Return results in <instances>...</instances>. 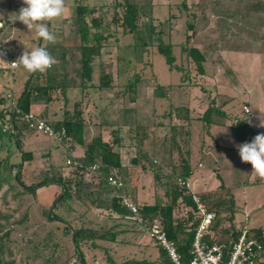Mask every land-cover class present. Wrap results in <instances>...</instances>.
<instances>
[{
  "label": "rangeland",
  "instance_id": "374dc122",
  "mask_svg": "<svg viewBox=\"0 0 264 264\" xmlns=\"http://www.w3.org/2000/svg\"><path fill=\"white\" fill-rule=\"evenodd\" d=\"M220 1L224 0H64L63 15L48 22L49 31L56 39L53 42L37 39L40 47L46 48L56 62L40 72L32 86L54 84V90L49 91L56 99L52 105L56 106L59 100L61 109L67 107L75 111L71 119L84 123L83 134L79 137L83 141L85 134L89 142L80 144L70 138V148L79 147L76 155L83 156L71 154L68 159L72 163L68 164L67 157H62L65 149L51 140L50 148L61 154L62 164L50 167L52 161L44 150L49 140L40 139L38 144L44 145L42 151L45 152L36 150V156L30 159L32 163L27 160L24 164L17 145H22V140L2 133L0 122V263L82 264L70 231H65L69 227V230L84 229L92 233L80 245L87 264H159L161 247L137 221L129 218L131 214L122 219L111 214L107 207L112 197L122 194L139 207L150 195L169 202L170 199L165 200L167 186H179L173 172H183L184 159L191 169L185 181L189 186H183L187 188L185 191L199 195L207 207L216 212L214 231L218 238L215 241L230 246L233 242L232 230L229 231V222L233 220L231 194L225 183L222 184L218 171L222 161L217 158L216 146L210 144L212 128L206 120L210 91H213L210 90V4L220 14L215 21L221 24L223 6ZM127 4L139 9L135 20L137 32H131L124 23ZM80 5L94 10L86 18L93 39L91 45L96 46L93 38L96 34L103 36L101 54L92 62L91 80L83 79L81 74L83 43L77 15ZM25 6L23 0H0V12L5 13L3 21L7 27L18 29L24 41L31 31L14 18ZM94 20L99 26L93 24ZM189 24L194 28H189ZM150 25L155 29L151 37L147 30ZM3 36L6 40L10 33L5 32ZM24 43L22 45L27 44ZM160 44L172 46L175 65L182 71L167 64L159 51ZM27 45L28 49L31 45L37 46L33 42ZM190 49H197L200 56L194 58ZM19 69L21 72L14 78L8 75L11 80L13 78L12 83L23 84L26 73L28 78L34 73L23 65ZM103 82L109 85L104 86ZM1 93L5 94L6 90L1 89ZM179 109L183 118L178 116ZM228 109L225 111L242 112L238 102ZM100 126L105 132L99 128L101 132L93 134L92 131ZM227 130L229 127L224 131ZM97 136L112 145V151L122 157L125 166L114 168L121 188L110 184L108 178L107 190L100 192L99 174L88 169L81 173L73 163L85 160L87 146ZM237 136L240 137L234 135L236 148L237 144H243ZM136 157L137 163L131 162ZM18 175L21 183L15 179ZM53 177H62L69 183L70 195L75 200L71 203L73 211L56 213L62 212L68 220L66 224L49 219L50 211H55L51 207L56 197L51 185L39 188L37 195L25 191L22 186L39 184ZM236 190L238 206L232 227L241 225L244 212L251 215V224L256 218L263 224L264 185H245ZM78 197L81 201L76 199ZM218 201L223 205L216 206ZM191 208L182 199L175 205L174 218L183 224L181 229L194 227ZM100 229L113 230L116 239H100L98 236L104 232ZM191 235L193 232H188V236ZM94 244L97 246L93 247Z\"/></svg>",
  "mask_w": 264,
  "mask_h": 264
},
{
  "label": "crops",
  "instance_id": "0c3cea01",
  "mask_svg": "<svg viewBox=\"0 0 264 264\" xmlns=\"http://www.w3.org/2000/svg\"><path fill=\"white\" fill-rule=\"evenodd\" d=\"M219 4L223 6L221 24L215 21L216 15L220 14H218V11H214L215 9L210 4V90H213L212 92L210 91V128H212L210 144L216 146L217 158L222 161L218 170L222 177V184L225 183L231 194L230 198L234 200L232 212L234 221L229 222V231H235L237 234L234 237L233 233L230 234L233 242L227 248H231L238 237L239 228L243 224L246 214H249L244 212L245 215L243 214L241 225L238 228L232 227L236 219V206H238V203H236L237 197H235L238 192L236 188L240 190V187L245 185H264V176L257 175L252 171V166L249 163L241 161L233 133V129L238 125V135L240 137L236 138L242 140L240 143L250 142L257 134L264 133V0H224L220 1ZM4 16L5 13L0 12V122L2 123L9 110L8 101L4 97L12 89H15L18 95L22 96L25 84L30 78H28L27 72V78L23 84L12 83L13 78L18 72H21L19 68L22 64L19 63L18 68L12 72L10 69L11 62L18 61L24 52L33 49V45L28 49L29 45L27 44L29 42L36 43V47H40V44H38L39 40H37L40 38L36 37L33 31L27 34L28 40L24 41L18 29L12 26L7 27L5 20L3 21L2 19ZM11 23L13 24L14 22ZM5 32L10 33L6 40H4L3 36ZM23 42L28 43L22 45ZM215 72H217V75ZM9 74L13 76L12 80L9 78L10 76L8 77ZM52 85L54 86V84ZM215 85L218 86L217 89ZM1 89L6 90V93H1ZM54 101H56L54 95H49V93L42 95L39 100L32 103L30 111L42 115L49 122H52L53 125L74 117L75 111L70 108L67 109V107L64 110L61 109L59 100L57 105L54 106L52 105ZM65 101L67 102V100ZM68 101H70L69 98ZM236 102L242 108L241 114L238 113V115L235 111H225L226 108H231ZM5 103H7V106L4 105ZM244 107H248L249 112H246ZM51 115H53V119ZM186 120H188L187 117ZM226 127H229V130L224 131ZM17 128L18 133L16 135H19L18 137L22 140V145H17L24 164L27 160L32 163L30 159L36 156V150L40 149L38 150L39 153L45 152L42 151L44 145L38 144L40 139L49 140L48 147L44 150H47L45 153L50 156L52 161L50 167L52 165L57 167L62 164V162L60 163L61 154L53 152L50 148V142L53 139L29 131L22 123H18ZM99 128L103 133L105 132L103 127L100 126L96 127L92 133L95 135L99 134L101 132ZM83 141L84 143L89 142L85 134ZM69 142L70 144L72 143L71 141ZM237 145L239 146V144ZM78 149L79 147L74 149V145L71 147L72 156L75 155L79 158L83 156L76 155ZM23 153H26L27 156L25 157ZM28 155H30V158H27ZM69 156L70 154L66 152L63 153L62 157H67L68 159ZM137 158L132 159L131 162L137 163ZM124 166L122 163V167ZM51 187L54 188V193L57 197L60 193V187L56 185ZM158 199L160 198H152L150 195L143 205H153ZM71 210L73 211V209ZM179 222L176 220L175 225ZM252 227L255 233L259 230L262 231L264 230V221L262 224L256 218L255 222H252ZM102 230L109 231L110 229ZM110 231L113 232V230ZM190 231L193 232V229L176 228V232L179 235ZM215 237L216 239L218 238L217 234H215Z\"/></svg>",
  "mask_w": 264,
  "mask_h": 264
},
{
  "label": "trees",
  "instance_id": "16d2710c",
  "mask_svg": "<svg viewBox=\"0 0 264 264\" xmlns=\"http://www.w3.org/2000/svg\"><path fill=\"white\" fill-rule=\"evenodd\" d=\"M126 9H127V14L124 17V23L130 28L131 32H137V25L135 23V20L138 16L139 9L137 6H135L133 4H127ZM93 12H94L93 9H89L88 7L83 6V5H80L77 8V15H78L79 27H80L79 32H80L81 40L83 43L82 59H81V61H82V73L81 74H82L83 79H86V80L92 79V75H93L92 62L96 56H99L101 54V45L100 44H101V41L103 39V36L100 35V33H98L93 37L95 42H96V46L91 45L93 39L90 38V30L91 29L88 26V23L86 22V18H87V16L93 14ZM93 24L96 26H99L97 20H94ZM188 27L191 29L194 28V26L192 24H189ZM147 30L149 31L150 37H151V34H153L155 29L150 25V27H148ZM141 40H142V38H141ZM145 44L146 43H144V45ZM159 51L165 57L167 64L171 68H177V69L181 70V68L179 66L175 65L176 58H175L174 54L172 53V46L171 45L160 44ZM189 52L194 58L200 56V53L197 49H190ZM199 59L202 61V57ZM39 74H41V73L40 72H34L31 75V77L27 80V82L25 84L24 92H23L22 96L20 97V101H19L20 108L22 111H24L26 113H28L30 111V107H31L33 102L39 100L42 95H46L49 93V91L53 90V85L46 86L43 84H38V85L32 86L34 79L36 77H39ZM108 82H103V85L108 86L109 85ZM180 111H181V109H179L178 116H180V118H181V117H183V115L180 113ZM210 111H211V109H209L206 113V115H207L206 120L208 121V124L210 123V113H211ZM55 127L56 128L65 127L67 134L70 138L71 137L75 138L76 141L80 144L83 143L82 138L79 137V135L82 136V134H83L84 123L80 119H78V120L65 119L63 122L56 124ZM238 132H239V130H238V125H237L233 129V133H234V135H238L239 134ZM13 136L18 138L19 135L15 134ZM237 138H238V136H237ZM23 155L25 157L27 156L26 153H23ZM27 158H30V155H28ZM95 164L100 165V168L97 169L95 171V173L99 174V176H100V180H101L100 185L102 186L100 188V192H101V191L107 190L108 178L113 174L114 168L119 169L122 167V159H121L120 154L114 153L112 151V145H110L109 143L103 142L101 136H97V137H94L92 139V141L87 146L85 160L82 161V165L76 164L75 166L77 167V169L81 173H83V171L84 172L87 171L88 167H91ZM22 167L23 166L21 163L19 165L20 171H21ZM182 167H183V172L181 174H179L175 170L176 168L174 169L175 171L173 173L176 175L175 177H177L178 180L186 181L188 179V177H190V175H191V169H190L189 164L187 163V161L185 159L183 160V166ZM15 179L18 183H21V178L19 175ZM50 185L51 186L56 185V186L60 187L61 193H59L57 195V197L55 198V200L52 204L51 209L55 208V211H53V212L50 211L49 219L53 222H59V223L66 224L68 222V220L65 218L64 215H61L62 212H60V214L59 213L56 214L57 211H59V210H65V211L71 210L72 209L71 203H73V201H75L74 199H72V196L70 195L69 183L65 179H63L62 177H53L52 179H49V180L44 181V182L39 183V184H34V185H30V186L22 185V186L24 187L25 191H27L33 195H37V191L39 188L48 187ZM177 186H174L173 184H169L167 186L166 197H167V199H170L169 202L161 201L160 199H158L155 204H153V205L145 204L142 207H140V209H141L142 215L145 216L146 218H149L151 220H154V219H160L161 220V222L164 226V229L167 232L168 236L176 242L177 249H178L179 253L182 255L183 261L185 263H188L189 260L191 259L193 235L188 237L187 236L188 233H184V234L182 233L183 236H182V234H180V235L177 234L176 228L182 227L183 224L179 222L178 224L175 225L176 220L174 218V211H175L174 208L180 199L184 200L185 203L187 205H190V206H192L193 200H192V195H191L192 193L190 194L187 191H185V190H187V188L181 187V186L177 187ZM100 194L101 193H99L98 196H100ZM76 199L81 201V199L79 197ZM98 199H99V197H98ZM100 203H101V201H100ZM95 204H99V203L95 202ZM230 204L234 209L233 198H230ZM222 205H223V202H221V201H218L216 203V206L220 207ZM107 208L111 212V214H116L119 217H121L122 219L131 214L130 210L122 204V201L119 197H117V198L112 197V200L109 203V206ZM192 217H193V215H192ZM233 221L234 220H232V222ZM68 228L69 227H66L65 231H67V232L70 231L72 238H73V242L75 244V249L78 252L81 263L87 264L86 259H85V255L81 251L80 245H81V242L83 240L89 239L90 236L92 235V233H89L88 231H85L84 229H80V230H72L71 229V230H69ZM214 229L215 228L213 227V232H214V236H215V234H217V233L214 231ZM100 230H102V229H100ZM102 231H104V230H102ZM253 231H254V229H253ZM259 231L256 233L258 236L261 235L263 230L260 232ZM102 233H103V235L98 236V237H100V239H105V240H110V241H114L116 239L117 234L114 232H111L110 230L104 231ZM232 233H233V237L236 236V234H237V232H235V231H233ZM215 240H216V237L212 241H215ZM221 242L222 241H219V243H221ZM221 244H224V243H221ZM94 246H97V245L94 244L93 247ZM160 249H161V254L159 257L160 258L159 264H172L167 253L162 248H160ZM109 261H110V263L113 262L111 259ZM0 264H12V263H0ZM124 264H148V263H144V262L143 263L142 262L130 263V262H127Z\"/></svg>",
  "mask_w": 264,
  "mask_h": 264
},
{
  "label": "built area",
  "instance_id": "2783aa9c",
  "mask_svg": "<svg viewBox=\"0 0 264 264\" xmlns=\"http://www.w3.org/2000/svg\"><path fill=\"white\" fill-rule=\"evenodd\" d=\"M18 66L19 63L13 61L10 64V69L13 72ZM20 97L15 89L6 94L9 110L2 123V133L15 135L18 133V123H22L29 131L55 140L71 155L70 137L66 128H56L38 113L22 111L19 104ZM244 110L249 112L248 107H244ZM67 163L71 164L72 160L68 159ZM73 163L82 165L79 161ZM99 168L100 165L95 164L88 167V170L96 171ZM113 173L109 177L110 184L121 188L122 183L118 182L114 176L115 170H113ZM178 184L181 187L189 186L187 182L182 180H179ZM118 197L121 199L122 204L130 210L131 215L129 218L137 221L143 231L167 253L172 264H264V230L259 236L253 231L249 214L246 215L243 224L239 228L237 239L228 249L225 244L212 241L214 239L213 227L217 219L216 212L210 210L199 195L192 193L191 214L193 215V222H191V225L194 226L193 243L191 259L188 263H185L177 249L176 242L168 236L160 219L151 220L146 218L142 215L140 207L124 194Z\"/></svg>",
  "mask_w": 264,
  "mask_h": 264
},
{
  "label": "clouds",
  "instance_id": "9594fccd",
  "mask_svg": "<svg viewBox=\"0 0 264 264\" xmlns=\"http://www.w3.org/2000/svg\"><path fill=\"white\" fill-rule=\"evenodd\" d=\"M22 7L14 20L22 22L36 37L53 42L56 37L49 31L48 22L64 13V0H23ZM55 58L46 48L35 47L24 52L16 63L29 72H44L54 63ZM240 159L249 163L259 176H264V133L257 134L250 142L238 146Z\"/></svg>",
  "mask_w": 264,
  "mask_h": 264
}]
</instances>
